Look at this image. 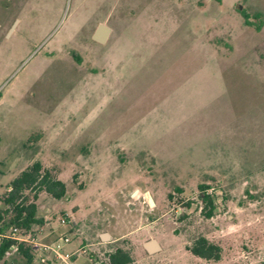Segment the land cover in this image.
<instances>
[{"label": "rangeland", "instance_id": "374dc122", "mask_svg": "<svg viewBox=\"0 0 264 264\" xmlns=\"http://www.w3.org/2000/svg\"><path fill=\"white\" fill-rule=\"evenodd\" d=\"M37 161L68 188L42 193L39 216L83 226L71 264H95L94 243L133 264H261L264 0H0L2 199ZM201 235L219 261L187 249Z\"/></svg>", "mask_w": 264, "mask_h": 264}, {"label": "trees", "instance_id": "16d2710c", "mask_svg": "<svg viewBox=\"0 0 264 264\" xmlns=\"http://www.w3.org/2000/svg\"><path fill=\"white\" fill-rule=\"evenodd\" d=\"M244 16L248 18L247 15ZM1 174L2 170H0V176ZM208 188L207 184L199 185L205 215L212 217L216 204L214 197L206 193ZM67 191V185L59 178L56 167H47L37 161L22 171L20 176L11 183V190L4 194L3 199L0 197V263L7 261L10 257L8 252L17 245L18 250L14 253L19 256L23 264H33L36 259L33 249L27 243L8 235V232L12 228H17L26 233L35 225L43 224L44 218L38 214L40 195L47 193L55 200H60ZM178 192L183 190L178 188ZM187 249L196 257L213 261H219L223 251L221 245L203 235L196 237ZM133 262L131 253L124 248L117 247L110 253V264H133ZM261 264H264V261Z\"/></svg>", "mask_w": 264, "mask_h": 264}, {"label": "built area", "instance_id": "2783aa9c", "mask_svg": "<svg viewBox=\"0 0 264 264\" xmlns=\"http://www.w3.org/2000/svg\"><path fill=\"white\" fill-rule=\"evenodd\" d=\"M10 190L11 188L8 191ZM206 193L209 194L208 189L206 190ZM78 230L79 228L74 219V213L65 210L63 215L59 218L58 233L55 240L47 239L50 232L47 218L43 224L35 225L32 230L26 233L21 232V230L17 228H12L8 232V235L20 242L27 243L33 249L38 261L42 264H49L51 261H60L62 264H71L72 258H77L80 254L86 252V249L83 246L78 248L74 253L64 251V246L72 242L73 235L76 234ZM17 250L18 246H13L8 252V255ZM113 250L114 249L100 251L94 244V251L90 253V257L97 264H110V253ZM96 256L100 257L101 260L97 259Z\"/></svg>", "mask_w": 264, "mask_h": 264}, {"label": "water", "instance_id": "95a60500", "mask_svg": "<svg viewBox=\"0 0 264 264\" xmlns=\"http://www.w3.org/2000/svg\"><path fill=\"white\" fill-rule=\"evenodd\" d=\"M110 33H111V28L107 24L100 23L98 25L97 29L95 30L94 34H93V39L97 42H100V43H106L108 38H109ZM149 199H150V203L153 204L154 199L151 195L149 196ZM101 239L104 242H108L112 239V236L110 233L105 232V233H102ZM145 248L149 252L153 253V252L161 249V245L158 243L157 240L153 239V240H150V241L145 243Z\"/></svg>", "mask_w": 264, "mask_h": 264}, {"label": "crops", "instance_id": "0c3cea01", "mask_svg": "<svg viewBox=\"0 0 264 264\" xmlns=\"http://www.w3.org/2000/svg\"><path fill=\"white\" fill-rule=\"evenodd\" d=\"M109 37H110V35H109ZM109 39V38H108ZM108 41V40H107ZM9 188H11V186H9L8 187V190H9ZM137 192V191H136ZM138 193V192H137ZM136 193V194H137ZM78 228H79V230H78V232L76 233V234H80V232H82V230H83V226L82 225H80V226H78ZM58 226L56 225L55 226V229L53 228H51L50 229V232H49V234H48V236H47V239L48 240H55L56 238H57V233H58ZM52 232H53V234H52ZM102 233L103 232H98V236L101 238V235H102ZM113 237V236H112ZM113 239V238H112ZM95 244V243H94ZM65 247V246H64ZM162 248V247H161ZM147 250V249H146ZM149 252V251H148ZM151 253V252H150ZM36 260H38L37 259V256H36V259H35V261ZM76 260H77V258H72L71 259V262H76ZM49 264H62V262H60V261H51ZM95 264H97L96 262H95Z\"/></svg>", "mask_w": 264, "mask_h": 264}, {"label": "bare ground", "instance_id": "6f19581e", "mask_svg": "<svg viewBox=\"0 0 264 264\" xmlns=\"http://www.w3.org/2000/svg\"><path fill=\"white\" fill-rule=\"evenodd\" d=\"M136 193H137V192H136ZM136 193H135V194H136ZM148 197H149V194H148ZM153 204H155V202H154Z\"/></svg>", "mask_w": 264, "mask_h": 264}]
</instances>
